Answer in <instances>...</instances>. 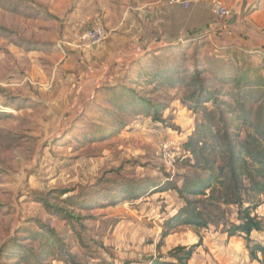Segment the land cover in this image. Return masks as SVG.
Returning a JSON list of instances; mask_svg holds the SVG:
<instances>
[{
	"label": "rangeland",
	"instance_id": "rangeland-1",
	"mask_svg": "<svg viewBox=\"0 0 264 264\" xmlns=\"http://www.w3.org/2000/svg\"><path fill=\"white\" fill-rule=\"evenodd\" d=\"M188 1L192 32L187 36L192 41L181 43L178 39L184 38V33L169 30L175 42L138 58L137 68L148 64L159 70L171 62L180 69L192 68L188 60L192 48L199 45L198 62L207 67L205 77L220 90V99L232 101V92H236L233 81L223 79L235 74V60L218 65L214 59L232 53L241 60L238 63L262 67L264 60L258 52L264 53V0H247V21L245 16L240 38L231 46L218 43L221 35L210 28L215 0ZM222 1L240 9L243 0ZM134 2L0 0V106L4 108L0 112V264H37L35 252L42 264H136L140 236L148 231L140 227L147 224L153 228L154 223L165 220L164 213H173L183 203L174 189L139 199L121 197L126 182L153 190L154 184L168 179L180 183L190 172L181 144L203 119L201 112L183 103L191 88L160 85V78L150 84L135 74V68L126 74V81L136 80L141 93L164 106L161 113L172 126L148 115L135 116L133 109L122 111L110 101L105 84L91 87L105 77L101 69L106 66L108 51L116 49H108L111 35L95 48L83 46L79 40V35L96 23L108 32L111 26L121 31L126 27H121V22L132 17L136 21L129 26L131 37L139 39L145 27L151 35L152 20L144 22ZM247 54L253 57L244 61ZM228 64L232 66L229 70ZM221 65L227 70L217 77L214 69ZM239 127L244 136L247 127ZM168 141L175 148L173 166L167 164L162 149ZM58 190L70 193L59 199ZM34 191L52 192L51 202L74 210L78 220L55 213L35 199ZM71 195L78 198L63 202ZM80 202L87 206L78 207ZM232 211L230 217L235 219L236 209ZM256 213L264 218V194ZM43 223L53 228L55 235L41 229ZM188 230L177 228L169 237L177 240L191 233ZM163 232L158 243L163 242L166 248L168 238ZM252 238L264 242V232H254ZM24 244L25 249L21 247ZM10 250L24 255H5ZM64 250L72 257L63 254ZM26 252L32 259L24 260Z\"/></svg>",
	"mask_w": 264,
	"mask_h": 264
},
{
	"label": "trees",
	"instance_id": "trees-1",
	"mask_svg": "<svg viewBox=\"0 0 264 264\" xmlns=\"http://www.w3.org/2000/svg\"><path fill=\"white\" fill-rule=\"evenodd\" d=\"M200 47L197 45L192 48L188 60L189 67L192 68L180 69L176 62H171V65H164L159 70L143 64L135 72L138 77H144L150 84L160 78L163 80L158 83L160 85L167 83L171 88L180 85L191 88L185 95L183 103L189 105L194 112H201L203 119L196 123L192 134L181 144L182 155L185 156L184 163L190 172L183 175L180 183L168 179L154 184L153 190H150V187H141L139 183L126 182L122 187L124 195L121 199H139L151 193L174 189L183 203L165 221L167 230L163 232V236H167L171 229L180 226H190L199 231L214 225L228 237H242L247 243L251 260L264 264V242L252 238L254 232H264V218L256 213L260 197L264 194V61L262 67H254L250 63V65H245L246 62L238 63L241 60L232 53L229 54L231 57L216 55L214 60L218 65L229 60H235L236 63L235 74L223 79L225 82L231 79L236 92H232V101L222 100L218 96L220 90L213 88L210 79L204 75L207 67H202V63L198 62ZM258 53L264 60V53ZM250 56L252 55L243 56L244 61ZM226 67L229 70L232 66L228 64ZM226 70L221 65L215 68L214 72L219 77L224 76ZM126 79L128 78L125 76L114 84L103 86L108 90L107 94L112 96L110 101L114 106L122 111L133 109L132 113L135 116L148 115L154 121L171 127L168 119H164L161 113L165 107L152 103L149 94L141 93L135 86L139 82L136 80L127 82ZM240 125L247 127L244 136L240 131ZM68 193L70 190H58L57 197L61 199ZM34 197L55 213L70 220H78L74 210L51 202L52 192L34 191ZM77 198L71 195L63 202H73ZM85 206L87 204L84 202L78 204V207ZM233 207L236 209L235 219L230 217ZM41 229L55 235L54 229L47 224L43 223ZM15 241L19 240L16 238ZM197 245L177 246L170 250L167 255L176 262H159L157 259L162 257L159 255L157 258H149V264H189ZM21 247L25 249V244ZM12 250L10 254L8 251L5 255L13 257L24 255L16 250L13 252L15 254H11ZM65 251L67 252L64 250L63 254L72 257ZM26 255L24 260L28 261L31 256L28 257L27 252ZM39 258L35 252L33 259L38 260L37 264H42Z\"/></svg>",
	"mask_w": 264,
	"mask_h": 264
},
{
	"label": "crops",
	"instance_id": "crops-1",
	"mask_svg": "<svg viewBox=\"0 0 264 264\" xmlns=\"http://www.w3.org/2000/svg\"><path fill=\"white\" fill-rule=\"evenodd\" d=\"M134 3L137 5L138 13L141 16L140 18L144 22L149 23L148 21L150 19L152 20L153 30L151 31V35H149L150 31L145 27V32L139 39L138 37H131L129 26L136 21V19L134 17L131 18V16V19L127 22H121V27L126 26L121 29V31L111 26V32H108L111 38L108 36L110 40L107 45L108 49L109 47H114L117 50L115 49L114 51L111 49L113 52L107 50L109 58L107 59L106 66L101 69V71H103L102 75L104 74L105 77L93 83L91 87H93L94 84L95 86L109 83L114 84L119 78H122V76L125 77L127 72L134 71V69L138 67V64H136L138 58L148 54V52L153 51V53H157L155 50L169 43H174L175 41L173 40H175L176 37L174 34H168L167 32L169 30L181 31L184 33V37L190 36L192 32V21L187 8L174 4L172 0H136ZM249 5L250 1L247 3V8ZM230 8L232 10V15L230 17L220 21L215 16L213 22H211L213 23L211 25L213 30H215L217 35H221V39L224 40L218 39V43L222 45L225 44V46H231L234 41L235 44H237L236 40L240 38V24L244 22L245 19L247 21V16L245 19L241 17V8L235 9L234 6ZM234 16H237V18H234ZM164 21L166 22L164 23L165 25H163ZM128 22L129 25H127ZM166 25L167 27H162ZM162 31L165 32V34H163L164 36H161ZM149 36L150 39L148 38ZM117 37L119 40H116ZM90 90H92V88ZM190 130H192V128H190ZM190 133L191 131L188 132V135ZM175 212L176 211L173 213H164L167 216L165 220L161 223H154L155 226L153 228L148 227L147 224H143V227H140V230L143 232L148 231L146 234L140 236L142 246L140 247L141 250H138L136 264H149V258H157L159 255L162 256L157 259L159 262H176L175 259L167 255L168 252L172 250V247L178 245L189 247L194 244L198 245L195 248L189 264H259L256 260H251L246 241L242 237H228L226 233L222 232L220 228L214 225H211L209 228L200 229L199 231L190 226H180L178 228L189 229L188 231H191V233H183L181 235L185 234V236H179L177 240L169 237L170 233L176 231L177 228L171 229L170 233L164 236L165 239L168 238L166 240V244L168 245H166L167 247L165 248L163 242L158 243L159 235L161 231L167 230L165 221ZM155 213L156 211L153 214ZM183 238L186 239V241ZM173 240L176 241L173 242ZM158 245H160L159 248Z\"/></svg>",
	"mask_w": 264,
	"mask_h": 264
},
{
	"label": "built area",
	"instance_id": "built-area-1",
	"mask_svg": "<svg viewBox=\"0 0 264 264\" xmlns=\"http://www.w3.org/2000/svg\"><path fill=\"white\" fill-rule=\"evenodd\" d=\"M172 2L187 9L189 7L188 0H172ZM213 12L220 21L225 20L232 15L231 8L228 7L222 0H215L213 4ZM210 28L213 29L212 26H210ZM108 36L109 33L104 28L103 24L96 23L79 35V40L83 46L95 48L102 45ZM178 40L179 42L181 41V43L192 41L190 37L179 38ZM2 110H4V108L0 106V112ZM173 145L172 141L164 142L162 144L165 160L170 166H173L176 162V153Z\"/></svg>",
	"mask_w": 264,
	"mask_h": 264
},
{
	"label": "water",
	"instance_id": "water-1",
	"mask_svg": "<svg viewBox=\"0 0 264 264\" xmlns=\"http://www.w3.org/2000/svg\"><path fill=\"white\" fill-rule=\"evenodd\" d=\"M241 12V17H245L246 16V14H247V0H243V2H242V7H241V10H240ZM234 18H237V16H234Z\"/></svg>",
	"mask_w": 264,
	"mask_h": 264
}]
</instances>
